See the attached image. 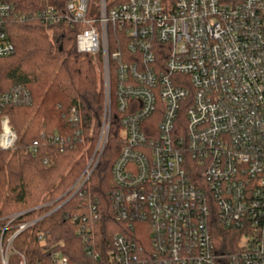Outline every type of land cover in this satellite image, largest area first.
Returning <instances> with one entry per match:
<instances>
[{"label":"built area","instance_id":"obj_1","mask_svg":"<svg viewBox=\"0 0 264 264\" xmlns=\"http://www.w3.org/2000/svg\"><path fill=\"white\" fill-rule=\"evenodd\" d=\"M89 2L32 17L46 26L67 20L79 54L100 59L98 141L65 195L0 217V264H29L19 244L46 246L37 225L90 181L113 122L121 133L111 170L117 231L98 240L103 208L82 206L67 216L80 254L73 261L64 244L46 248L48 264H264V0H98L93 11ZM15 11L0 0V59L16 52L7 20L27 19ZM30 100L23 88L0 97V152L19 138L5 108ZM68 121L80 124L76 109ZM217 224L239 234L234 248H218Z\"/></svg>","mask_w":264,"mask_h":264},{"label":"trees","instance_id":"obj_2","mask_svg":"<svg viewBox=\"0 0 264 264\" xmlns=\"http://www.w3.org/2000/svg\"><path fill=\"white\" fill-rule=\"evenodd\" d=\"M12 3L15 14L27 19L19 22L11 17L6 22V33L16 52L0 59V97L23 88L31 100L4 110L19 138L13 151L0 152V217L29 210L41 201H57L75 185L94 152L104 109L103 80L91 57L79 54L76 29L67 20L46 26L32 17L50 6L64 16L68 0H49L46 4L41 0H12ZM74 109L81 120L77 126L68 121ZM93 123V132L89 134ZM76 132L81 136L75 135ZM110 133L99 166L81 193L37 225L36 231L47 237L46 246L34 241L29 246L17 245V249L29 255V264L37 261L48 264L46 248L56 249L60 244H64L65 253L73 261L77 259L80 240L75 224L67 216L81 213L82 206L100 204L103 208L102 221L96 226L98 240H109L117 231L111 200V170L121 140L117 123L113 122ZM56 136L64 141V147L55 142ZM35 143L37 154L32 151ZM214 227V240L221 251L236 246L237 232H229L220 224Z\"/></svg>","mask_w":264,"mask_h":264},{"label":"rangeland","instance_id":"obj_3","mask_svg":"<svg viewBox=\"0 0 264 264\" xmlns=\"http://www.w3.org/2000/svg\"><path fill=\"white\" fill-rule=\"evenodd\" d=\"M48 1L49 0H41V3L42 4H46V3H48ZM97 2H98V0H90L89 5H90V10L91 11H93L97 7V5H96ZM91 59L96 64L97 71H98V73H100V76H101V78L103 80V76H102V63L100 62V59H98V58H92V57H91ZM93 128H94V123L91 126V129L92 130L89 132V134H91L93 132ZM84 151L86 152V149ZM84 151L82 152L83 154H84Z\"/></svg>","mask_w":264,"mask_h":264}]
</instances>
